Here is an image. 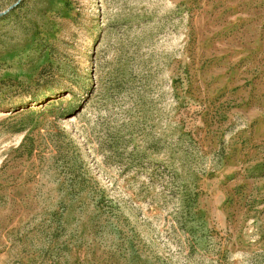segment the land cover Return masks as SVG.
<instances>
[{
	"label": "rangeland",
	"instance_id": "1",
	"mask_svg": "<svg viewBox=\"0 0 264 264\" xmlns=\"http://www.w3.org/2000/svg\"><path fill=\"white\" fill-rule=\"evenodd\" d=\"M0 264H264V0H0Z\"/></svg>",
	"mask_w": 264,
	"mask_h": 264
}]
</instances>
